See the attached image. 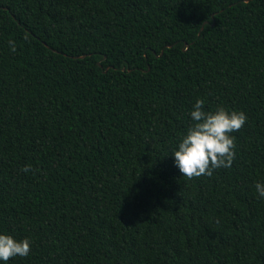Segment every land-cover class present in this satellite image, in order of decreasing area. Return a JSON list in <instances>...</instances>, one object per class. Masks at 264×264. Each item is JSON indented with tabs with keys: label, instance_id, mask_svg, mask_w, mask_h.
<instances>
[{
	"label": "trees",
	"instance_id": "1",
	"mask_svg": "<svg viewBox=\"0 0 264 264\" xmlns=\"http://www.w3.org/2000/svg\"><path fill=\"white\" fill-rule=\"evenodd\" d=\"M0 264H264V0H0Z\"/></svg>",
	"mask_w": 264,
	"mask_h": 264
}]
</instances>
